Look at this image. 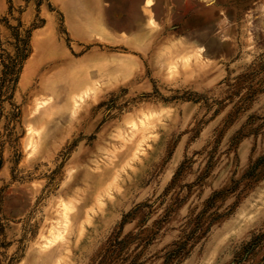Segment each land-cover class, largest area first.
Masks as SVG:
<instances>
[{"label": "rangeland", "instance_id": "1", "mask_svg": "<svg viewBox=\"0 0 264 264\" xmlns=\"http://www.w3.org/2000/svg\"><path fill=\"white\" fill-rule=\"evenodd\" d=\"M262 156L264 0H0V264H264Z\"/></svg>", "mask_w": 264, "mask_h": 264}, {"label": "trees", "instance_id": "2", "mask_svg": "<svg viewBox=\"0 0 264 264\" xmlns=\"http://www.w3.org/2000/svg\"><path fill=\"white\" fill-rule=\"evenodd\" d=\"M264 161V156H262V157H260V158H258V159H256V162L257 163H260V162H263ZM254 168V165H252V166H250L247 170H246V172H252V169ZM219 193V191H216V192H214V194H212V196H210L209 198L210 199H212L215 195H217ZM209 200V199H208Z\"/></svg>", "mask_w": 264, "mask_h": 264}, {"label": "crops", "instance_id": "3", "mask_svg": "<svg viewBox=\"0 0 264 264\" xmlns=\"http://www.w3.org/2000/svg\"><path fill=\"white\" fill-rule=\"evenodd\" d=\"M184 9H185V11H187V10H186L187 8H184ZM191 16H192V15H191ZM193 17H195V16H193ZM197 17H198V16H197ZM199 18H200V17H199ZM196 19H197V18H196ZM197 21H198V20H197ZM198 22H199V21H198ZM198 25H200V23H199ZM205 26H206V25H205Z\"/></svg>", "mask_w": 264, "mask_h": 264}, {"label": "bare ground", "instance_id": "4", "mask_svg": "<svg viewBox=\"0 0 264 264\" xmlns=\"http://www.w3.org/2000/svg\"><path fill=\"white\" fill-rule=\"evenodd\" d=\"M205 1H207V2H208V1H210V0H205Z\"/></svg>", "mask_w": 264, "mask_h": 264}]
</instances>
